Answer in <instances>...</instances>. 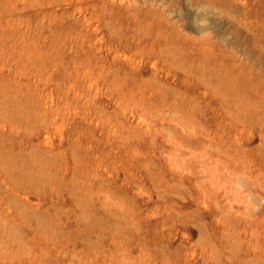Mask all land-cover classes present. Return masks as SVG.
Segmentation results:
<instances>
[{
  "label": "rangeland",
  "instance_id": "1",
  "mask_svg": "<svg viewBox=\"0 0 264 264\" xmlns=\"http://www.w3.org/2000/svg\"><path fill=\"white\" fill-rule=\"evenodd\" d=\"M0 264H264V0H0Z\"/></svg>",
  "mask_w": 264,
  "mask_h": 264
}]
</instances>
